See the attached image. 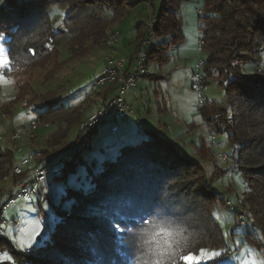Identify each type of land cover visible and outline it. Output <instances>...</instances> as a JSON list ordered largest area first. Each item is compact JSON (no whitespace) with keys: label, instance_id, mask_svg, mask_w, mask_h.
<instances>
[{"label":"rangeland","instance_id":"rangeland-1","mask_svg":"<svg viewBox=\"0 0 264 264\" xmlns=\"http://www.w3.org/2000/svg\"><path fill=\"white\" fill-rule=\"evenodd\" d=\"M126 2L130 4L126 5L123 15L107 30V37L113 31L118 35L112 49L104 45L88 46L83 55L76 56L67 38L63 37L58 43L57 60L51 58L41 68L36 67L39 63L36 62L35 68L33 65L30 67L36 70L32 75L25 72L5 74L0 69L12 81L11 84H0V147L11 149L13 155L11 173L0 178V264H16L14 252H24L45 238L48 230L59 219L57 211L70 207L74 191H86L91 183V175L98 166L104 160L114 158L126 143L133 144L144 139L146 128L156 130L181 151L202 162L211 187L223 199L213 205L211 216L221 228L224 246L204 248L209 252L203 258H200L201 250L190 253L188 255L196 257L190 261L205 262L215 257L212 252H219L223 256L219 264H245L246 261L262 264L264 242L259 249L244 240L248 231L257 236L258 230L249 223L247 205L239 202L245 191V183L234 169L237 165L234 159L240 146L228 137L226 131L220 130V126L210 121L214 116L212 104L224 100L229 80H220L216 71L204 77L203 66L198 71V65L206 57L199 33L200 28L204 29L200 15L203 13L202 0H183L179 4L183 42L178 48L169 51L170 57L165 62L147 66V72L153 74L152 77L138 76L133 86L124 89L121 97L133 109V115L116 118L114 110H108L103 122L89 136L87 147H82V142L77 141L53 155L38 161L35 159L40 156L39 151L53 150L56 140L64 132L61 130L48 137L49 133L56 130L55 123H33L38 102L19 94V83L29 81L34 92H52L66 107L73 106L81 110L78 122L64 135L65 139H61L65 143L74 142L77 137L84 139L89 131L84 129L83 123L98 108H102L103 101L108 103L118 93L111 83L100 82L107 67V57L112 55L116 59L128 61L137 55L138 27L154 21L162 0ZM67 11V5H52L49 10L52 25L56 27L63 23ZM70 18L67 21H74ZM111 29L113 31L109 33ZM147 39V46L157 41L151 33ZM0 45L4 46L7 53L6 45L2 41ZM82 45H85L84 41ZM136 62L135 59L131 71ZM263 63L264 55L242 65L241 70L252 74ZM196 73L200 74L201 79L198 77L193 82L192 77ZM49 75L51 77L45 79ZM102 89H106L105 94H98ZM114 124L118 125L117 131L111 128ZM73 154L78 162L67 166L62 157ZM38 171L42 172L40 180H37ZM198 175L199 172L195 170L187 175L186 181L169 184L161 198L162 202L150 213L145 212L148 219L127 227L110 223L116 231L119 246L124 245L131 251L130 257H135L133 262L127 260L126 264L176 262L178 255L169 259L167 253L176 249L179 252V225L190 219L197 221L198 217L195 216L199 212L193 213V208L203 206V201L190 189L193 184H197L195 178ZM21 182L26 185L28 196L22 193L23 189L19 187ZM205 205L209 207L210 202ZM37 223L41 227V234L29 247H19V242L28 238ZM160 228L169 230L172 235L155 237L153 234ZM161 252L165 255H160Z\"/></svg>","mask_w":264,"mask_h":264},{"label":"trees","instance_id":"trees-1","mask_svg":"<svg viewBox=\"0 0 264 264\" xmlns=\"http://www.w3.org/2000/svg\"><path fill=\"white\" fill-rule=\"evenodd\" d=\"M182 1L162 0L154 21L138 27L136 52L140 48L144 52L146 69L149 64L165 62L170 57L169 51L183 42L182 20L178 12ZM202 2L203 13L200 15L204 29L200 28L199 33L206 57L198 65V71L203 66L204 77L216 71L220 80H229L224 100L212 104L214 116L209 120L240 146L234 159L237 163L234 169L240 173L245 191L239 202L247 205L249 223L258 230L257 236L248 231L244 240L260 249L264 242V63L258 65L252 74L243 72L241 66L264 55V0ZM128 4L126 0H0V33L6 37L2 43L6 45L10 61L3 72L32 75L36 70L30 67L36 62H39L36 67L41 68L51 58L57 60L58 43L63 37L67 38L76 56L83 55L88 46H106L107 30L123 15ZM52 5L68 6L65 20L56 27L52 25L49 13ZM69 16L74 21H67ZM150 33L157 41L147 46ZM140 41L144 44L141 45ZM136 56L133 55V60ZM196 74L201 79L200 74ZM152 76L148 72L142 74V77ZM19 84V94L38 102L34 123L50 125L53 122L56 130L48 137L62 130L61 138H64L72 125L78 122L81 110L66 107L52 92H34L29 81ZM113 86L114 89L117 87ZM105 91L102 89L98 94H105ZM96 128L89 130L84 139L77 137L74 142L65 143L59 137L53 150L39 151L40 156L35 159L38 161L53 155L77 141L82 142V147H87L89 136ZM219 129L217 127L216 130ZM146 133L141 141L126 143L114 158L104 160L91 175L88 189L83 192L75 190L70 207L57 211L59 219L48 230L47 236L24 252H14L15 263L133 262L135 257H130L131 251L124 245L119 246L116 231L110 223L127 227L148 219L146 213L162 202L166 187L173 182L186 181L187 175L195 170L199 172L195 178L198 182L190 189L203 201V206L193 208V213L199 212L195 216L197 221L190 219L180 223L179 255L176 262L171 261L170 264L222 262V255L205 262L181 259V256L198 253L202 248H222L225 242L218 222L211 216L213 205L223 199L211 187L203 163L181 151L156 130L146 128ZM12 156L11 149L0 147V178L11 173ZM62 158L67 166L78 162L75 154ZM177 201L178 198L175 203ZM209 202L210 206L206 208L205 204L209 205Z\"/></svg>","mask_w":264,"mask_h":264},{"label":"built area","instance_id":"built-area-1","mask_svg":"<svg viewBox=\"0 0 264 264\" xmlns=\"http://www.w3.org/2000/svg\"><path fill=\"white\" fill-rule=\"evenodd\" d=\"M117 34H111L108 36L106 40V45L107 46H112L116 41H117ZM144 44V41L142 42L141 45ZM142 49L140 48L138 50L137 56H136V65L133 67V71L130 72H123L122 71V65L124 63V60L121 59H116L114 56L109 55L107 57V67L105 70L104 76L100 79L101 83H111L112 85L117 86L115 88L117 95H115L108 103L103 101V106L102 108H98L97 111L90 116L88 121L86 123H83L85 126V129H93L96 128L101 121L103 120L106 112L108 110H114V117L119 118V117H124L127 115H133L134 111L129 105L122 99L121 95L124 91L125 88L131 87L135 84L136 78L139 75L146 74L147 69L144 65L145 61V54ZM198 78V75L195 74L192 79L195 80ZM99 82V83H100ZM34 123V122H33ZM118 128L117 124L112 126V130H116ZM16 172L19 171L18 168L15 169ZM42 178V172L38 171L37 172V180H40ZM25 184L22 182L19 183V187H21L22 193L26 194L28 196L27 188H25ZM7 206V204H6Z\"/></svg>","mask_w":264,"mask_h":264},{"label":"snow or ice","instance_id":"snow-or-ice-1","mask_svg":"<svg viewBox=\"0 0 264 264\" xmlns=\"http://www.w3.org/2000/svg\"><path fill=\"white\" fill-rule=\"evenodd\" d=\"M6 39L5 35L3 33H0V41H4ZM10 64L9 57L5 51V48L3 45H0V69L7 68ZM12 81L6 77L3 72H0V84H11ZM194 99V98H193ZM162 232L164 235L171 236L172 233L167 229H159L158 232L154 233L153 235L155 237L159 236V233ZM41 234V227L39 223L36 224V227L31 230V232L28 234V238L26 240H21L19 242V247L21 248H27L29 247L33 241L36 240V237ZM209 250L208 249H201L202 256L200 258H203L204 256H207ZM160 255H165V253L161 252ZM169 259H174L176 255H179L178 251H169L167 253ZM213 256H220L219 252H212ZM211 258V257H208ZM7 259H11L10 257H7ZM181 259L183 260H190V259H196V257H193L191 255H185L181 256ZM245 264H256L255 261H246ZM264 264V262H262Z\"/></svg>","mask_w":264,"mask_h":264},{"label":"crops","instance_id":"crops-1","mask_svg":"<svg viewBox=\"0 0 264 264\" xmlns=\"http://www.w3.org/2000/svg\"><path fill=\"white\" fill-rule=\"evenodd\" d=\"M113 30L111 29V31L109 32V33H111ZM114 32H116V31H113L112 33H114ZM111 33V34H112ZM110 36V35H109ZM117 37H118V35H117ZM116 37V38H117ZM117 40H118V38H117ZM114 45V44H113ZM113 45L111 46V48L110 49H112L113 48ZM107 46V45H106ZM135 61V59L133 60V56L131 57V58H129L128 59V61L127 60H124V63H123V65H122V71L123 72H130L131 71V67H132V63ZM139 76H141L142 77V75H139ZM114 125H116V124H114Z\"/></svg>","mask_w":264,"mask_h":264},{"label":"clouds","instance_id":"clouds-1","mask_svg":"<svg viewBox=\"0 0 264 264\" xmlns=\"http://www.w3.org/2000/svg\"><path fill=\"white\" fill-rule=\"evenodd\" d=\"M160 229H162V228H160ZM162 234H163L162 232L159 233V235H162Z\"/></svg>","mask_w":264,"mask_h":264}]
</instances>
